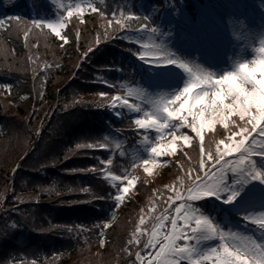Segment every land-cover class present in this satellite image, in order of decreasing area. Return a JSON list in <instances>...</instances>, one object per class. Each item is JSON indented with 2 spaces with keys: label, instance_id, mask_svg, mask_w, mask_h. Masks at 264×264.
<instances>
[{
  "label": "snow or ice",
  "instance_id": "6c2138e0",
  "mask_svg": "<svg viewBox=\"0 0 264 264\" xmlns=\"http://www.w3.org/2000/svg\"><path fill=\"white\" fill-rule=\"evenodd\" d=\"M83 3L92 12L102 17L106 16L105 11L96 7L93 0H83ZM64 10L66 16L62 15L55 22L45 19H31L28 22L21 16H12L8 20L17 22L13 27L22 31L26 49L38 46L39 40L30 45L29 37L34 31L43 32L45 26L54 33L55 38L59 39V47L63 49L73 41L70 40L69 34L62 33V30L66 28L69 18L73 17L74 13L80 14L79 18L83 22L82 13L85 7L75 4L65 6ZM179 11L180 9L177 8V13ZM152 12L158 14L155 8ZM111 16V19H107V27L103 28V32L98 33L85 50L79 53L80 60L76 67L80 68L82 61L88 59L90 53L95 55L102 39L106 41L111 38L109 36V30H111L114 33H122L115 38L139 46L136 51L132 48L127 51L141 63L147 64L151 58L154 64L171 66L164 73L161 82L170 87L171 91L153 96L146 89L127 87L126 95L121 96L117 85L105 79L103 83L117 89V94L97 92L95 94L97 99L85 106L111 109L116 118L130 120L129 130L141 134L142 143H145V148L151 156L139 158L138 161L133 160L132 169L143 165L144 171L151 174L161 157L176 153L181 140L184 144H188L192 136L184 132L177 135L181 129H190L195 134L199 150L197 169L193 170L191 167L184 169L183 164L175 162V166L184 170L183 176L178 185L174 181L173 184L164 186L165 190L171 191L173 195L165 201L163 212L157 220L159 225H162L171 217V231L158 234L156 231L158 225H154L151 230L146 229L147 239L142 240L141 237L144 235L142 226L145 225V219L141 216L138 224L129 234L122 251L129 257L134 256L133 264H182V262L186 264H264V207L239 213L246 224L251 223L255 226L260 233L258 239L251 235L242 237L232 228L225 231L226 226L201 207V202L207 205L214 204L217 200L232 204L237 201L242 192L247 191V186L254 182L264 185V34L259 37V47L254 48V58L249 59L241 53L232 61L230 67L217 68L213 65L206 66L210 64L204 59L205 62L201 63L199 59L190 58V55L182 56L172 51L174 45H170L167 41L172 40L173 33L162 31L157 25L156 18L150 13L137 14V11L132 8H127L118 10V14L113 12ZM5 25L6 20L0 18V29H3ZM145 36L153 40L151 46L144 42ZM79 37L80 34L77 32L74 46L79 44ZM27 59L35 63L31 54ZM59 66V64L43 63L44 75L40 78L39 90L35 87L37 69H32L33 90L37 92V97L41 100L47 73L53 67ZM177 69L182 72L183 79L179 83H168L174 81L180 74ZM115 70L123 71L122 68ZM123 87L126 85L120 86V88ZM0 89L11 94L13 85L0 84ZM20 99L28 100L29 96H20ZM133 100L136 102H132ZM75 103L77 102L74 100L73 105ZM80 103H83L82 97ZM73 105L64 104L63 108L66 110ZM124 109H127V116L122 111ZM36 111L33 105V112ZM217 124L222 125L228 134L216 142L214 150L206 149L204 129H214ZM115 132L121 133L123 129L116 128ZM36 135H39V130L36 131ZM166 135L170 136L171 140L165 144L162 141L165 140ZM115 146L120 149L121 143L118 142ZM76 149H104L112 155L107 135L102 140L77 143ZM74 151L69 149L68 154ZM119 155L123 158L127 153L121 150ZM183 155L190 159L187 152ZM64 158L68 159V155ZM100 164L103 167L93 166L69 171L92 172L102 176L115 189V194L108 193L107 198L113 200L114 206H118L124 201L125 194L129 192L137 177L130 173L128 168H124L120 175L115 174L112 158L102 159ZM19 167L20 165L17 164L13 172L15 173L16 168ZM42 167L44 165H41ZM177 186L183 189V193L176 190ZM69 190L76 191V189ZM41 191L49 192L50 190L42 188ZM79 191L88 193L90 190L84 187ZM56 194L59 195V192ZM261 197L264 198V190L261 191ZM96 198L104 200L105 196L99 195ZM3 200L4 196L0 193V210L4 208ZM16 200L23 203L19 196ZM176 201L179 203L176 204ZM12 210L16 211L15 208ZM143 211L141 209V212ZM27 219L28 217L24 216V220L27 221ZM115 219V212H113L111 220L115 221ZM19 226L20 223L14 221L11 228L16 229ZM58 227L61 226L51 225V228ZM80 227L78 226V229ZM109 227V223L93 225V228L100 229L98 235L101 237V245L105 242L103 229ZM49 230L51 229H44V231ZM67 231L72 232L73 228L68 227ZM3 238L6 239L7 236ZM244 241H251V243ZM137 248L156 249V251L154 254L148 251L146 255H142L141 251H135ZM5 264H8L7 260ZM32 264H36V260H33Z\"/></svg>",
  "mask_w": 264,
  "mask_h": 264
},
{
  "label": "trees",
  "instance_id": "16d2710c",
  "mask_svg": "<svg viewBox=\"0 0 264 264\" xmlns=\"http://www.w3.org/2000/svg\"><path fill=\"white\" fill-rule=\"evenodd\" d=\"M98 1V0H97ZM95 1V2H97ZM101 1L97 2L98 6H101ZM102 8V7H101ZM94 18V17H92ZM92 30L91 28H86L84 27L83 29V35L81 37V45H82V49H84L85 47H87V45L93 41L96 37V33L97 32H101L103 30V27H107V20H101V21H95L93 20L92 22ZM12 30H17V28L15 27H11V26H5V29H0V40L4 43H8V37H7V33H9ZM88 30V32L86 31ZM67 33L70 36V40L73 41V43H70L68 45H66L63 49H61L59 47V39L49 36V41L50 43L53 45L55 52L57 53V55H59V57H55L51 60H61V58H64V62H65V70H68V68L70 67V65L75 61L76 57H77V53H74V49H75V37H73L72 31L70 29V26H68L67 28ZM93 37V38H91ZM10 43H12V45L20 52V46H21V42L20 41H10ZM1 44V42H0ZM32 49V48H31ZM12 54V53H11ZM33 57H34V53H32ZM5 59L4 54H0V61H3ZM11 62L7 63L9 65H15V63L13 62V56H10L9 59ZM72 62V63H71ZM20 66H22V64H19ZM26 63H24L22 70L20 71V74H23V72H27V68H26ZM27 78V76H26ZM18 80L15 82V89H18L20 92V88L22 87V89H24L27 85H28V81H25L22 78H18ZM24 80V81H22ZM29 80V79H28ZM20 94V93H19ZM52 94V92H51ZM20 99V98H19ZM20 101H22L20 99ZM24 103V101H23ZM1 104V102H0ZM2 105V104H1ZM7 105V103H6ZM221 130V128H219ZM11 140H15L14 138H12ZM8 142H10V140L8 139ZM61 153L60 155H68V158H70L71 154H68V150L70 148H67V145H65L63 148H61ZM5 158L2 159V164L6 163L5 165L0 164V170H1V165L6 168L7 165L11 166V160L10 156L14 155V149L11 145L9 144H2L0 145V157L5 155ZM0 173H2L0 171ZM2 227V224H0V228ZM118 231V232H116ZM106 245L104 248L100 247V244H97V247L93 249L94 247V238H93V242L91 244V249L86 250L84 248H76V249H72L71 250V255H67L65 258V261L62 264H133V261L128 260L126 257H124V252L122 251L123 246L125 245L124 240L119 237L118 234H121L122 231L120 232V228L114 227L113 230H109L106 232Z\"/></svg>",
  "mask_w": 264,
  "mask_h": 264
},
{
  "label": "rangeland",
  "instance_id": "374dc122",
  "mask_svg": "<svg viewBox=\"0 0 264 264\" xmlns=\"http://www.w3.org/2000/svg\"><path fill=\"white\" fill-rule=\"evenodd\" d=\"M75 4H81L82 7H85V11L82 13L83 16L86 13H90L91 10L87 8V6L83 3V0H77V1H75ZM74 15L75 16L78 15L77 17L80 16V14H76V13H74ZM59 18L60 17H50V20H48V21L55 22ZM65 29H63L62 32H64ZM262 34H264V28L262 29V31L257 36H254L253 34H248L246 32L245 35H244V37L242 38V41H239L240 39H238V42L237 43H239V45H238V47L236 48L235 51H233L232 48H231V46L229 44H227V43H224V42H218L217 43V42H215V46L217 48L216 52H208L207 51L205 53H200L197 56V59H199L201 63H204L205 61H207L210 65H206V66L213 65V66H216L217 68H223V67H230L232 61L234 59H236L241 53H243V55L246 56L249 59L254 58V56H255L254 48H258L259 47V37ZM150 42H153V40L150 39ZM201 57H202V59H200ZM191 58L193 59V56L192 55H191ZM64 82H66V81H64ZM168 83L175 84V83H177V81H169ZM57 87L58 88L61 87V84L58 85ZM162 88H163V91L162 92H159L158 94H167L168 92L171 91V88L168 87V86L163 85ZM183 130L184 129H181L180 132H177V135H180L181 132H184ZM170 140H171V137L166 135V138H165L164 141H162V143H165L166 144ZM179 144H184V143L181 140L179 142ZM189 144H190V142L188 144H184V145H189ZM143 148H144L145 153L147 154V158H150L151 153L146 150L145 143L143 144ZM178 149H179V147L177 148V150ZM6 155L7 154H5V155H3V156L0 157V164H2V159L5 158ZM13 157H14V155L13 156H10L9 161ZM5 164L6 163H4L2 165H5ZM164 165H165V163H164V161H163V159L161 157L160 158V162H158L157 165L155 167H153L152 173L149 174V173L146 172L147 177L149 179L157 178V176H159L161 174V173H159V171H160L161 168L164 167ZM136 188H137V182H135L133 184V186L130 187L129 192L127 194H125L124 201L126 199L130 198V195L136 193ZM120 205H122V203ZM166 224H167V222L164 221L162 225H158L157 226L156 231L158 232V234H164L165 233V230H163V227ZM158 238H159V235H158Z\"/></svg>",
  "mask_w": 264,
  "mask_h": 264
}]
</instances>
